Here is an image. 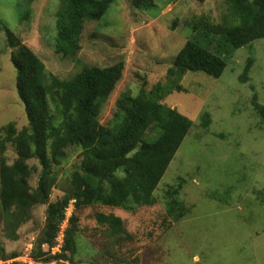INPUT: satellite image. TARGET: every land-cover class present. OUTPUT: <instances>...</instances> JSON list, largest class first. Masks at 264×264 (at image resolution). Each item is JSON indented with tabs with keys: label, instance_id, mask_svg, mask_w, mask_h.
<instances>
[{
	"label": "rangeland",
	"instance_id": "obj_1",
	"mask_svg": "<svg viewBox=\"0 0 264 264\" xmlns=\"http://www.w3.org/2000/svg\"><path fill=\"white\" fill-rule=\"evenodd\" d=\"M153 1V7L139 10L131 0H115L100 24H86L82 50L73 61L55 52L60 0H36L31 5L26 0H0V21L39 56L50 73L70 78L84 64H125L123 77L102 110V123L112 117L121 94L136 95L139 90L151 91L158 85L163 89L161 97L170 91L162 104L192 121L155 191L161 202L135 212L109 208L124 220L131 237H114L110 259L98 254V244L94 243L98 251L93 250L90 241L80 237V260L83 264L90 260L96 264H264V128L252 107L254 96L264 105V39L224 55L227 67L220 78L187 72L169 79L175 55L194 35L190 20L204 15L219 21L223 13L230 12L229 0ZM10 56L6 34L0 29V136L1 128L10 123L18 130L28 124ZM249 62L251 68L243 82ZM72 152L67 166L78 156ZM4 157L9 164L17 157L10 143ZM29 164L37 167L30 179L31 186L36 187L41 169L35 160ZM180 184L182 202L191 208L189 215L149 240L147 236L157 229L165 213L168 187ZM62 194L58 183L51 197L56 200ZM46 209V205H36L31 220L17 230L14 239L4 235L0 216V244L7 254L29 253L46 222ZM73 210L70 206L66 218ZM99 210L94 207L88 212L93 221ZM87 217L84 211L83 222L92 226ZM67 224L66 219L60 234ZM60 248L61 244L54 252ZM15 261L37 264L26 255L10 262Z\"/></svg>",
	"mask_w": 264,
	"mask_h": 264
},
{
	"label": "trees",
	"instance_id": "obj_2",
	"mask_svg": "<svg viewBox=\"0 0 264 264\" xmlns=\"http://www.w3.org/2000/svg\"><path fill=\"white\" fill-rule=\"evenodd\" d=\"M35 1L26 3L31 5ZM114 2L60 0L56 12V54L77 61L86 24H100ZM131 2L139 10L155 4L153 0ZM228 3L230 12L223 13L217 22L204 15L190 20L194 35L175 55L169 79L187 72L220 78L227 67L224 55L264 39V0ZM28 16L29 10L25 18ZM0 29L11 48L10 59L17 72L16 89L28 119L21 130L14 123L1 128L0 216L4 235L10 239L17 237V230L31 220V210L39 204L47 206L46 222L29 253L7 254L0 244V261L28 264L10 262L26 255L37 264H83L80 237L89 240L93 250L97 248L94 243L98 244V254L110 259L108 253L115 244L114 237H128L124 220L110 209L135 212L161 202L155 191L192 121L162 104L170 91L161 97L163 89L158 85L151 91L139 90L136 95L121 94L112 117L102 123L104 105L123 77V62L107 67L84 64L70 78H60L50 73L39 56L2 21ZM251 63L242 75L243 82L247 81ZM252 107L264 128V105L257 102L256 96ZM8 143L17 152L13 164L4 157ZM70 150L78 156L67 166ZM31 160L37 161L41 169L36 187L30 184L33 171H37V167L30 166ZM58 183L64 194L53 200L51 196ZM181 189V184L168 187L165 213L157 229L147 236L149 240L158 238L161 230H170V224L189 215L191 208L182 202ZM70 206L74 210L66 218ZM94 207L100 210L93 221L88 212ZM84 211L92 226L83 222ZM66 219L61 248L54 252ZM89 263L96 264L94 260Z\"/></svg>",
	"mask_w": 264,
	"mask_h": 264
},
{
	"label": "clouds",
	"instance_id": "obj_3",
	"mask_svg": "<svg viewBox=\"0 0 264 264\" xmlns=\"http://www.w3.org/2000/svg\"><path fill=\"white\" fill-rule=\"evenodd\" d=\"M58 239H59L58 241H60L59 243L61 244L62 243V239H63V234H61Z\"/></svg>",
	"mask_w": 264,
	"mask_h": 264
},
{
	"label": "water",
	"instance_id": "obj_4",
	"mask_svg": "<svg viewBox=\"0 0 264 264\" xmlns=\"http://www.w3.org/2000/svg\"><path fill=\"white\" fill-rule=\"evenodd\" d=\"M89 264H91V263H89Z\"/></svg>",
	"mask_w": 264,
	"mask_h": 264
}]
</instances>
